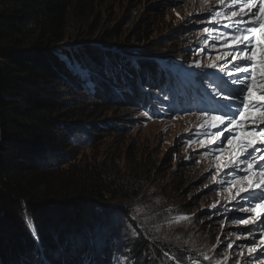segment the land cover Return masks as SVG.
<instances>
[{"label": "trees", "instance_id": "16d2710c", "mask_svg": "<svg viewBox=\"0 0 264 264\" xmlns=\"http://www.w3.org/2000/svg\"><path fill=\"white\" fill-rule=\"evenodd\" d=\"M166 1L168 4L153 8L155 17L162 9L177 8L181 2ZM78 10L75 0H0V264H33L37 244L50 256L48 264H91L95 260L110 264L117 253L148 255L152 246H157L153 250L156 256L148 264H190L206 252L188 240L189 236L167 246L169 241L148 238L146 231L134 234L136 223L120 200L129 199L136 168L118 181L110 167L85 166L80 161L75 164V159L69 162V156L73 136L84 135L89 142L95 139L90 133L99 131L101 121L93 118L118 107L116 102L144 115L139 110L138 103H145L140 97L183 87L194 79L183 72L192 64L176 57L169 59V52L144 63L141 55H132L131 47L119 53L111 41L90 44L73 32L76 25L84 24L76 15ZM72 56L91 72V83L96 85L93 95L85 88L97 99L93 114L88 113V105L82 107L69 100L75 90L83 91L74 85L66 66ZM103 75L109 80L105 87ZM114 92L123 100L117 97L114 101ZM85 118L91 120L81 125ZM103 127L104 131L113 130L107 122ZM179 167L180 173L189 172L185 166ZM182 177L186 181L188 173ZM205 221L197 231L211 235L212 225L204 226ZM82 237L91 246L103 242L96 246L101 248L98 255L87 257L93 247L79 245ZM136 259L131 264H138Z\"/></svg>", "mask_w": 264, "mask_h": 264}, {"label": "rangeland", "instance_id": "374dc122", "mask_svg": "<svg viewBox=\"0 0 264 264\" xmlns=\"http://www.w3.org/2000/svg\"><path fill=\"white\" fill-rule=\"evenodd\" d=\"M75 3L77 10L79 8L76 15L78 19L83 18L84 24H80L79 28L76 25L77 30L74 29L73 32L90 44L99 46L98 41L107 44L111 41V47H118L119 53L131 47L132 55L135 52L141 55L144 63L149 58L164 56V52L171 53L169 59L176 57L187 60L193 66L196 60L208 64L222 55L206 52V45H203L202 40L205 32L198 31L204 29L205 21L211 19L208 9L217 8L215 0H210L209 3H203L202 0H181L177 8H165V11L162 9L159 17H155L157 13L153 8L164 5L163 3L168 4L166 0H159V3L156 0H75ZM170 40L175 42L171 43ZM127 51L124 52L125 58L129 53ZM106 57L108 54L103 59ZM137 59L133 58L134 61H139ZM66 62L73 74L74 85L83 89L80 92L75 90L76 94L73 92L70 102L82 107L88 105V113L93 114L95 110L92 107L97 99L85 90L90 89L92 95L95 93L96 85L91 83V72L82 68L73 56L71 61ZM106 81L108 84L109 80L103 75L104 87L107 85ZM123 94L128 95L125 92ZM117 97L114 92V101ZM182 99L184 100L183 97ZM118 100L123 99L119 96ZM116 104L119 106L93 118L101 121L99 131L90 133L94 140L89 142L88 137L81 134L70 139L72 149L69 162L75 159V164L80 161L85 166L110 167L114 172L113 177L118 181L124 179L129 170L136 168V177L130 180L133 181V189L128 193L130 197L120 200L127 213H131L133 223H136L135 230L132 229L134 234L140 236L146 231L148 238L169 241L166 242L167 246H175L185 240V236H189L188 240H193L201 246V251L206 252L200 254L202 259L199 255L193 258L199 264H264V253L259 258L248 254V247L245 245L254 246L247 238V228L251 226L234 221L242 215L250 214L241 213L234 202H229L228 180L231 177L227 176V170L221 172L216 166L217 153L212 151L216 149V145L205 143L202 146L200 141L204 138L197 135L200 123L197 117L193 115L192 118H174L166 123H154L140 113L125 109L119 102ZM89 120L91 118H85L80 123L82 125L83 121ZM105 122L111 124L112 131H104ZM90 124L93 125V120ZM190 139L193 141L191 144L188 143ZM205 152L209 154L204 155ZM179 166H185L189 172L180 173ZM187 173L186 181L184 177L181 179ZM180 180L184 183L183 187ZM204 211L208 213L204 214ZM211 214L214 217V220H210L212 222L208 220ZM203 220H206L204 226L212 225L211 235L197 231ZM128 226L132 228L133 224ZM259 227L264 228V225H257L253 229L257 243L261 234ZM237 231L241 236L234 234ZM83 237L79 245L91 246ZM206 237L209 239L206 240ZM228 244L233 247L229 249ZM100 245L102 242L99 241L92 244L93 248L87 257L98 255L101 248H97ZM156 247L152 246L148 255L139 253L138 256L130 254L126 257L116 252L110 264H131L136 257L135 262L138 264L142 261L148 264L151 257L156 256L153 251ZM41 248L37 244V249L32 254L33 264L49 263L50 256ZM204 255L211 259L204 260Z\"/></svg>", "mask_w": 264, "mask_h": 264}, {"label": "snow or ice", "instance_id": "6c2138e0", "mask_svg": "<svg viewBox=\"0 0 264 264\" xmlns=\"http://www.w3.org/2000/svg\"><path fill=\"white\" fill-rule=\"evenodd\" d=\"M215 4L216 10L208 9L212 18L209 22L228 30L221 33V38L222 46L230 51L206 65L194 61L195 67L214 70L198 74L207 86H199L197 135L204 138L202 146L216 145L212 150L217 153L216 166L221 172L227 170L231 177L229 202H234L241 213L250 214L234 222L251 226L247 228V238L254 246L245 247L250 256L259 258L264 253V228L260 229L259 243L253 229L264 225V0H215ZM216 30L203 29L205 33ZM33 236L39 242L34 229ZM227 247L231 249L233 245ZM203 259L211 258L204 255Z\"/></svg>", "mask_w": 264, "mask_h": 264}, {"label": "bare ground", "instance_id": "6f19581e", "mask_svg": "<svg viewBox=\"0 0 264 264\" xmlns=\"http://www.w3.org/2000/svg\"><path fill=\"white\" fill-rule=\"evenodd\" d=\"M175 69V68H174ZM178 70V69H177ZM176 71V70H175ZM178 72V71H177ZM176 74V73H175ZM194 76H192V78H193ZM180 100L181 101H184L183 99H182V97H180ZM146 107L147 108H150V106L149 105H146ZM195 112H196V110H195ZM103 243V242H102ZM94 256H96V255H92L91 257H94ZM103 258H105V257H103Z\"/></svg>", "mask_w": 264, "mask_h": 264}]
</instances>
